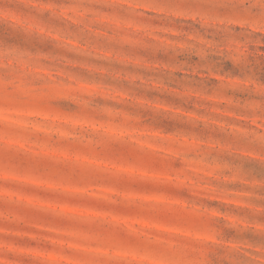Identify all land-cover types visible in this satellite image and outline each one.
Returning <instances> with one entry per match:
<instances>
[{
	"label": "rangeland",
	"instance_id": "obj_1",
	"mask_svg": "<svg viewBox=\"0 0 264 264\" xmlns=\"http://www.w3.org/2000/svg\"><path fill=\"white\" fill-rule=\"evenodd\" d=\"M0 264H264V0H0Z\"/></svg>",
	"mask_w": 264,
	"mask_h": 264
}]
</instances>
